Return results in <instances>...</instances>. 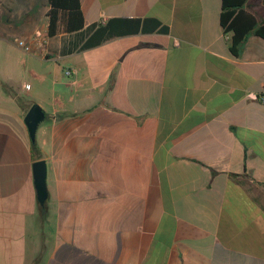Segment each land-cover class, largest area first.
Returning a JSON list of instances; mask_svg holds the SVG:
<instances>
[{
  "label": "crops",
  "instance_id": "0c3cea01",
  "mask_svg": "<svg viewBox=\"0 0 264 264\" xmlns=\"http://www.w3.org/2000/svg\"><path fill=\"white\" fill-rule=\"evenodd\" d=\"M50 7L0 0V264H264V38L235 56L222 0H81L52 37Z\"/></svg>",
  "mask_w": 264,
  "mask_h": 264
},
{
  "label": "trees",
  "instance_id": "16d2710c",
  "mask_svg": "<svg viewBox=\"0 0 264 264\" xmlns=\"http://www.w3.org/2000/svg\"><path fill=\"white\" fill-rule=\"evenodd\" d=\"M50 10L48 11V35L57 36L65 33L80 31L85 26L84 14L81 7V0H49ZM257 0H222V10L220 15L221 25L227 38L231 52L235 56H241L244 46L252 34H257L264 38V6L253 11ZM264 5V0H263ZM153 22L151 29L167 32L168 27L163 25L158 19L148 18L144 20ZM138 24L142 22L137 20ZM145 28V27H143ZM147 29V27H146ZM90 44H86L88 47ZM232 129L237 132L236 127ZM33 149L38 150L36 143ZM42 213L45 214L47 206H41Z\"/></svg>",
  "mask_w": 264,
  "mask_h": 264
},
{
  "label": "water",
  "instance_id": "95a60500",
  "mask_svg": "<svg viewBox=\"0 0 264 264\" xmlns=\"http://www.w3.org/2000/svg\"><path fill=\"white\" fill-rule=\"evenodd\" d=\"M46 114L44 110L38 105L34 104L28 111L25 121L29 128L30 136L34 141L36 138V131L41 122L44 121ZM34 175L36 186L38 189L39 201L42 205L45 204L48 197V190L46 185L47 165L45 160H38L34 163Z\"/></svg>",
  "mask_w": 264,
  "mask_h": 264
},
{
  "label": "built area",
  "instance_id": "2783aa9c",
  "mask_svg": "<svg viewBox=\"0 0 264 264\" xmlns=\"http://www.w3.org/2000/svg\"><path fill=\"white\" fill-rule=\"evenodd\" d=\"M40 35L39 32H37V36ZM226 39L229 38V35L225 34ZM18 44L24 48V50H26L27 52H32V46L30 44H28L25 40L23 39H18ZM66 74L68 75V77H70L71 81L73 83H76L78 81V70L75 68H67L66 69ZM29 85L26 84V88H28ZM262 100L264 101V97L262 98Z\"/></svg>",
  "mask_w": 264,
  "mask_h": 264
}]
</instances>
